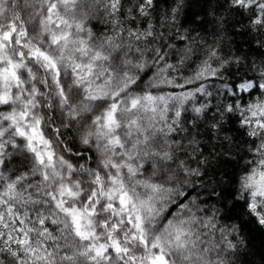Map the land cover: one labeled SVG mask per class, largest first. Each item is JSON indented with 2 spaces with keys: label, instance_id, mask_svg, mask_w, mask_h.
<instances>
[{
  "label": "snow or ice",
  "instance_id": "obj_1",
  "mask_svg": "<svg viewBox=\"0 0 264 264\" xmlns=\"http://www.w3.org/2000/svg\"><path fill=\"white\" fill-rule=\"evenodd\" d=\"M252 231L264 0H0V264H247Z\"/></svg>",
  "mask_w": 264,
  "mask_h": 264
},
{
  "label": "trees",
  "instance_id": "obj_2",
  "mask_svg": "<svg viewBox=\"0 0 264 264\" xmlns=\"http://www.w3.org/2000/svg\"><path fill=\"white\" fill-rule=\"evenodd\" d=\"M195 11H203V9L194 3L193 7L189 10V17ZM229 31H231V28ZM234 40L236 46L239 47L242 52L248 51L249 45L246 42V37L234 35ZM252 55L254 57H258L260 53H252ZM249 240V250L244 255V259L246 260L247 264H264V233L252 231L249 235Z\"/></svg>",
  "mask_w": 264,
  "mask_h": 264
}]
</instances>
